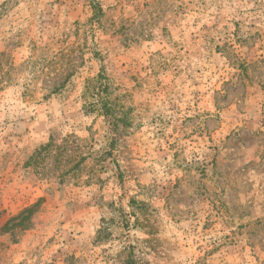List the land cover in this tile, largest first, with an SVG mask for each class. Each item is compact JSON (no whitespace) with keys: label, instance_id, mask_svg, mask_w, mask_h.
Segmentation results:
<instances>
[{"label":"rangeland","instance_id":"1","mask_svg":"<svg viewBox=\"0 0 264 264\" xmlns=\"http://www.w3.org/2000/svg\"><path fill=\"white\" fill-rule=\"evenodd\" d=\"M0 264H264V0H0Z\"/></svg>","mask_w":264,"mask_h":264},{"label":"trees","instance_id":"2","mask_svg":"<svg viewBox=\"0 0 264 264\" xmlns=\"http://www.w3.org/2000/svg\"><path fill=\"white\" fill-rule=\"evenodd\" d=\"M107 82L108 81L106 77H104L102 74H99L92 81L87 82V85L85 88V94L91 97L92 102L87 104L86 107L90 111L95 110L97 113H100L101 116H104L106 123L108 124V126H110V130L112 131L117 121L115 120V117L112 113L114 112L113 107L110 105V102L108 99V83ZM112 133L114 134V132H111L110 134ZM113 137L114 136H112V139ZM63 148H64L63 151L66 150V147H63Z\"/></svg>","mask_w":264,"mask_h":264}]
</instances>
